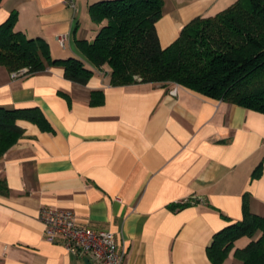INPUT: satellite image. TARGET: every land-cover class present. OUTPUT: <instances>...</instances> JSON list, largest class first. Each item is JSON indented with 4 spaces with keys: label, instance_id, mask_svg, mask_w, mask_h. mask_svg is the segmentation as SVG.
<instances>
[{
    "label": "crops",
    "instance_id": "1",
    "mask_svg": "<svg viewBox=\"0 0 264 264\" xmlns=\"http://www.w3.org/2000/svg\"><path fill=\"white\" fill-rule=\"evenodd\" d=\"M97 1L75 0L74 8L64 0L0 1V24L15 11V31L42 38L53 58L74 57L93 70L79 84L60 64L15 77L0 65V107H37L51 127L18 120L24 132L0 158L8 188L0 194V264H90L46 240L41 207L111 231L126 249L123 264H213L206 248L242 219L244 195L250 212L264 217V113L175 83L110 84L109 67H92L78 43L103 24L90 18ZM235 1L163 0L160 46ZM93 91L101 103L90 102ZM234 248L223 264H242Z\"/></svg>",
    "mask_w": 264,
    "mask_h": 264
},
{
    "label": "trees",
    "instance_id": "2",
    "mask_svg": "<svg viewBox=\"0 0 264 264\" xmlns=\"http://www.w3.org/2000/svg\"><path fill=\"white\" fill-rule=\"evenodd\" d=\"M1 1V0H0ZM163 0H100L89 6L90 18L100 25L92 41H78L92 67L106 65L110 84L175 83L209 98L264 113V0H236L208 17L185 24L167 47L159 44L155 23L162 15ZM17 13L0 24V65L9 72L33 74L60 64L63 76L85 84L93 70L77 58H53L40 37L27 38L15 31ZM98 94V98L94 95ZM93 91L91 103H101ZM18 120L51 127L37 107H0V158L23 134ZM261 172V165L253 177ZM8 188L0 179V194ZM259 235L255 237V235ZM248 237L243 247L234 242ZM254 238V239H253ZM242 264H264V217L242 199V219L216 232L206 252L213 264H223L229 252Z\"/></svg>",
    "mask_w": 264,
    "mask_h": 264
},
{
    "label": "built area",
    "instance_id": "3",
    "mask_svg": "<svg viewBox=\"0 0 264 264\" xmlns=\"http://www.w3.org/2000/svg\"><path fill=\"white\" fill-rule=\"evenodd\" d=\"M64 2L70 8L75 7V0ZM62 40L63 38L59 39L60 42ZM22 72L24 69L11 72V75L19 76ZM169 93L175 94L176 88L170 89ZM38 218L46 225V240H60L67 253L90 264H123L126 249L118 245L111 231L79 224L71 210L41 207Z\"/></svg>",
    "mask_w": 264,
    "mask_h": 264
},
{
    "label": "rangeland",
    "instance_id": "4",
    "mask_svg": "<svg viewBox=\"0 0 264 264\" xmlns=\"http://www.w3.org/2000/svg\"><path fill=\"white\" fill-rule=\"evenodd\" d=\"M256 237V236H255ZM243 241V240H242Z\"/></svg>",
    "mask_w": 264,
    "mask_h": 264
}]
</instances>
